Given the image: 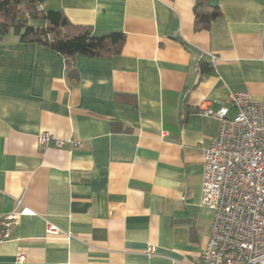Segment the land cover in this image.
Listing matches in <instances>:
<instances>
[{
	"label": "crops",
	"instance_id": "crops-1",
	"mask_svg": "<svg viewBox=\"0 0 264 264\" xmlns=\"http://www.w3.org/2000/svg\"><path fill=\"white\" fill-rule=\"evenodd\" d=\"M195 4L41 0L70 25L125 36L109 59L76 56V81L61 54L0 39V264H202V150L220 128L203 112L220 102L231 116L234 92L264 105V0H216L221 15L200 31ZM45 132L63 146L40 149Z\"/></svg>",
	"mask_w": 264,
	"mask_h": 264
},
{
	"label": "built area",
	"instance_id": "built-area-1",
	"mask_svg": "<svg viewBox=\"0 0 264 264\" xmlns=\"http://www.w3.org/2000/svg\"><path fill=\"white\" fill-rule=\"evenodd\" d=\"M228 102L234 110L231 116L220 102L217 111L206 108L203 112L217 119L220 128L202 150L201 205L213 216L201 263L264 264V105L246 92L231 93ZM69 142L81 147L78 141ZM63 143L51 132L37 137L40 149L60 148ZM16 206H21V200ZM24 213L8 215L2 225L10 227ZM46 234L63 235L66 241L73 238L51 224H46ZM8 237L5 232L3 239ZM16 260L22 262L23 257Z\"/></svg>",
	"mask_w": 264,
	"mask_h": 264
},
{
	"label": "trees",
	"instance_id": "trees-1",
	"mask_svg": "<svg viewBox=\"0 0 264 264\" xmlns=\"http://www.w3.org/2000/svg\"><path fill=\"white\" fill-rule=\"evenodd\" d=\"M216 0H196L194 6V30H206L210 23L221 13ZM41 0H0V39L9 31L19 36L21 42H31L49 48L61 54L66 63V75L70 81H76L77 71L74 65L76 56L90 59H109L121 52L125 36L121 32L96 35L92 28L70 25L61 11L40 9ZM205 4L206 11L199 12ZM30 20H41L43 27L28 25ZM209 71L201 63L202 74Z\"/></svg>",
	"mask_w": 264,
	"mask_h": 264
}]
</instances>
